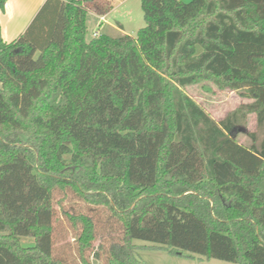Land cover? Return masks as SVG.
<instances>
[{
  "label": "trees",
  "instance_id": "obj_1",
  "mask_svg": "<svg viewBox=\"0 0 264 264\" xmlns=\"http://www.w3.org/2000/svg\"><path fill=\"white\" fill-rule=\"evenodd\" d=\"M141 8L136 36L87 40L111 0H47L12 42L0 26V264H66L54 197L68 191L121 224L94 251L108 264H146L135 240L264 264V0ZM207 81L252 101L217 122L183 91ZM249 115L262 139L239 129ZM63 214L90 264L94 218Z\"/></svg>",
  "mask_w": 264,
  "mask_h": 264
},
{
  "label": "rangeland",
  "instance_id": "obj_2",
  "mask_svg": "<svg viewBox=\"0 0 264 264\" xmlns=\"http://www.w3.org/2000/svg\"><path fill=\"white\" fill-rule=\"evenodd\" d=\"M127 9L129 14L126 11ZM114 17L123 25V27L118 28L117 34L125 32L136 36L137 32L145 27L141 1L139 0H132L124 8H120L114 14ZM111 20L117 25L115 19ZM87 25L86 38L91 40L95 37L94 33L98 32L99 27L93 19H89ZM112 32L116 31L113 30ZM17 38L12 39L11 42ZM183 91L217 122L224 120L242 104L252 101L243 98L240 92L221 89L213 82L208 81L186 87ZM239 129L245 133L256 132L261 139L263 137L262 131L258 128L255 115H249L245 122L239 124ZM245 133L238 136L240 143H248L249 140ZM59 201H62V204ZM54 204L56 210L54 252L56 257L62 259L66 264H84L78 251L77 238L79 231L74 229L71 222L64 216L63 210H65L73 214L85 213L94 218L97 239L94 242V250L87 252L86 258L90 264H108L105 252L100 253V259H95L94 251H97V248L102 244L108 247L111 242L121 240L123 234L121 224L112 218L110 212L105 208L90 206L71 191L66 194L56 193ZM23 243L31 245L33 241L24 239ZM134 243L140 246L138 255L146 264H237L217 259H207L188 251H182L181 255L172 254L167 249L158 248L155 244L146 241L135 240Z\"/></svg>",
  "mask_w": 264,
  "mask_h": 264
},
{
  "label": "crops",
  "instance_id": "obj_3",
  "mask_svg": "<svg viewBox=\"0 0 264 264\" xmlns=\"http://www.w3.org/2000/svg\"><path fill=\"white\" fill-rule=\"evenodd\" d=\"M111 1L114 3V9L107 15L94 20L99 27V34L104 31H118L119 27H123L122 22L116 20L114 14L132 0ZM182 1L188 3L191 0ZM46 2L47 0H8L5 9L0 12L1 34L4 41L11 42L12 39L24 33ZM126 11L129 14V10ZM111 19H115L117 25ZM122 34L126 33L122 32Z\"/></svg>",
  "mask_w": 264,
  "mask_h": 264
},
{
  "label": "built area",
  "instance_id": "obj_4",
  "mask_svg": "<svg viewBox=\"0 0 264 264\" xmlns=\"http://www.w3.org/2000/svg\"><path fill=\"white\" fill-rule=\"evenodd\" d=\"M99 35H100L99 32L94 33V36H99Z\"/></svg>",
  "mask_w": 264,
  "mask_h": 264
}]
</instances>
